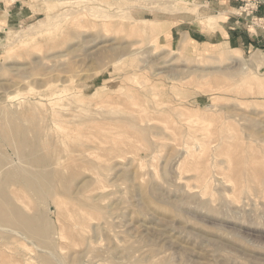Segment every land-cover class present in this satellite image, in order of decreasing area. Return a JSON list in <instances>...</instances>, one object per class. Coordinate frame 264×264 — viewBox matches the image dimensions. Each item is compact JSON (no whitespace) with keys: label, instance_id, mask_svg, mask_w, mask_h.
Here are the masks:
<instances>
[{"label":"rangeland","instance_id":"obj_1","mask_svg":"<svg viewBox=\"0 0 264 264\" xmlns=\"http://www.w3.org/2000/svg\"><path fill=\"white\" fill-rule=\"evenodd\" d=\"M242 33L264 0H0V264H264Z\"/></svg>","mask_w":264,"mask_h":264},{"label":"crops","instance_id":"obj_2","mask_svg":"<svg viewBox=\"0 0 264 264\" xmlns=\"http://www.w3.org/2000/svg\"><path fill=\"white\" fill-rule=\"evenodd\" d=\"M249 33H250V31H249ZM242 35H244V37L243 36L242 37L244 38V42L243 43H244L246 48H248L249 46L252 45V46H254L256 48H260V49H262L264 51V40L263 39L254 41L253 39H251L249 37V34L245 35V33H242ZM185 36H187V35L184 34L183 40L185 39ZM261 38H263V37H261ZM261 42H262V44H260ZM227 43L236 44L237 43V39L235 37H233V40H231V42H227ZM205 44H207V43H205Z\"/></svg>","mask_w":264,"mask_h":264},{"label":"bare ground","instance_id":"obj_3","mask_svg":"<svg viewBox=\"0 0 264 264\" xmlns=\"http://www.w3.org/2000/svg\"><path fill=\"white\" fill-rule=\"evenodd\" d=\"M6 183H7V182H6ZM4 191H5V190H4ZM5 192H6V191H5ZM2 193H3V192H2ZM1 195H2V194H1ZM42 232H43V231H42ZM42 232H41V233H42ZM44 233H45V232H44ZM43 235H44V234H42V236H43ZM40 237H41V236H40ZM40 240H41V239H40Z\"/></svg>","mask_w":264,"mask_h":264}]
</instances>
